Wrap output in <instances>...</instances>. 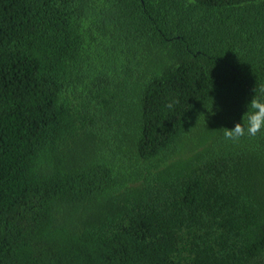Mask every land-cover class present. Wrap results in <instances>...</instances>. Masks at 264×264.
Here are the masks:
<instances>
[{"label":"trees","instance_id":"trees-1","mask_svg":"<svg viewBox=\"0 0 264 264\" xmlns=\"http://www.w3.org/2000/svg\"><path fill=\"white\" fill-rule=\"evenodd\" d=\"M256 85L264 0H0V264H264Z\"/></svg>","mask_w":264,"mask_h":264},{"label":"clouds","instance_id":"clouds-1","mask_svg":"<svg viewBox=\"0 0 264 264\" xmlns=\"http://www.w3.org/2000/svg\"><path fill=\"white\" fill-rule=\"evenodd\" d=\"M254 92L243 122L236 123L234 128H223L226 140L238 142L245 136L255 137L264 131V86L256 85ZM174 103L175 101H169L167 107L171 108Z\"/></svg>","mask_w":264,"mask_h":264}]
</instances>
